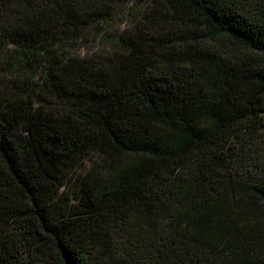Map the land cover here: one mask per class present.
Returning a JSON list of instances; mask_svg holds the SVG:
<instances>
[{
	"label": "trees",
	"instance_id": "trees-1",
	"mask_svg": "<svg viewBox=\"0 0 264 264\" xmlns=\"http://www.w3.org/2000/svg\"><path fill=\"white\" fill-rule=\"evenodd\" d=\"M0 264H264V0H0Z\"/></svg>",
	"mask_w": 264,
	"mask_h": 264
},
{
	"label": "rangeland",
	"instance_id": "rangeland-1",
	"mask_svg": "<svg viewBox=\"0 0 264 264\" xmlns=\"http://www.w3.org/2000/svg\"><path fill=\"white\" fill-rule=\"evenodd\" d=\"M118 24H119V19H118ZM118 24H116L114 27H118ZM119 25H121V27H122L124 24L121 23ZM95 47H96V42H94V41H81L79 44V49H80L81 54H85V53L89 52L90 50H95ZM93 159H95V156H93ZM89 163H90V160H86V165H90ZM77 170H78V172H81L83 170V168L80 167ZM70 175H72V174H70ZM73 175H75V174H73ZM72 181H73V178H71L70 176L66 180L64 179L63 185H62V190L71 192Z\"/></svg>",
	"mask_w": 264,
	"mask_h": 264
}]
</instances>
